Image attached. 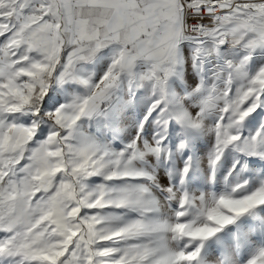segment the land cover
I'll use <instances>...</instances> for the list:
<instances>
[{
  "label": "snow or ice",
  "instance_id": "1",
  "mask_svg": "<svg viewBox=\"0 0 264 264\" xmlns=\"http://www.w3.org/2000/svg\"><path fill=\"white\" fill-rule=\"evenodd\" d=\"M0 264H264V0H0Z\"/></svg>",
  "mask_w": 264,
  "mask_h": 264
}]
</instances>
